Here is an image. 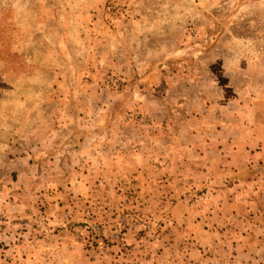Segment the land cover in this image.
I'll use <instances>...</instances> for the list:
<instances>
[{"label": "rangeland", "instance_id": "rangeland-1", "mask_svg": "<svg viewBox=\"0 0 264 264\" xmlns=\"http://www.w3.org/2000/svg\"><path fill=\"white\" fill-rule=\"evenodd\" d=\"M263 111L264 0H0V264H264Z\"/></svg>", "mask_w": 264, "mask_h": 264}, {"label": "crops", "instance_id": "crops-1", "mask_svg": "<svg viewBox=\"0 0 264 264\" xmlns=\"http://www.w3.org/2000/svg\"><path fill=\"white\" fill-rule=\"evenodd\" d=\"M264 113V111H263ZM254 131L255 135H254ZM264 124L256 125L253 129L252 145L234 146L228 158L226 177L236 175L234 185L228 186L235 190V202H245L254 210L255 227L262 228L264 224ZM220 142L218 149H222ZM254 168L253 170H251ZM240 196V198H239ZM238 197V198H236ZM255 208L257 210H255ZM258 219V220H257Z\"/></svg>", "mask_w": 264, "mask_h": 264}]
</instances>
